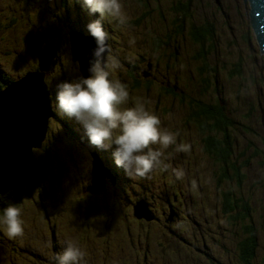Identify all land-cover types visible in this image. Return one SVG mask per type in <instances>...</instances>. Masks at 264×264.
I'll return each instance as SVG.
<instances>
[{
  "label": "rangeland",
  "instance_id": "1",
  "mask_svg": "<svg viewBox=\"0 0 264 264\" xmlns=\"http://www.w3.org/2000/svg\"><path fill=\"white\" fill-rule=\"evenodd\" d=\"M122 3L130 17L127 26L110 18L103 21L110 54L120 62L113 78L128 86L125 107L146 102L162 127L179 133L178 143L191 145L188 154L166 152V162L182 168L185 178L179 181L159 171L151 180L125 177L112 150L93 148L81 125L56 112L45 142L32 149L15 188L0 192L6 207L16 204L22 209L25 221L20 238L10 239L0 229V244L15 253L11 257L1 251L0 264H52L66 239L86 249L87 264H242L238 248L250 221L259 241L254 264H264V53L251 24L250 3L191 0L189 25L214 26L215 35L205 47L188 31H178L175 16L183 15L174 10L176 0ZM98 18L87 16L77 0H0V84L4 85L2 78L11 80L8 86L41 71L55 101L57 84L87 78L73 48L86 49L90 43L96 48L86 25ZM42 53L47 61H56L54 71L42 68ZM206 64L208 73L202 70ZM192 98L221 103L234 121L230 160L238 166L244 163L241 186L237 179L225 181L220 162L205 150L206 133L192 114L198 109ZM92 152L107 167L98 175H105L104 184L93 180ZM4 178L10 180L8 175ZM226 190L245 197L252 220L235 222L225 211ZM142 204L149 207L152 219L139 214L146 212ZM90 226L94 231L86 232Z\"/></svg>",
  "mask_w": 264,
  "mask_h": 264
},
{
  "label": "clouds",
  "instance_id": "2",
  "mask_svg": "<svg viewBox=\"0 0 264 264\" xmlns=\"http://www.w3.org/2000/svg\"><path fill=\"white\" fill-rule=\"evenodd\" d=\"M77 2L87 16L99 15L86 25L87 34L94 38L97 46L89 61L90 76L57 84L55 111L81 125L93 148L112 150L116 165L123 168L131 180H151L159 171L170 172L182 181L185 171L167 163L166 152L174 149L176 153L188 154L191 145L178 143L179 133L162 127L160 117L147 108L146 102L137 100L132 107H125L130 99L128 86L113 78V71L120 68V62L110 54L109 33L104 29L103 21L110 18L122 27L129 24L130 17L122 0ZM195 187L193 181L192 188ZM0 229L10 239L23 237L22 209L16 204L5 207L0 214ZM86 256V249L77 240L66 239L54 264H85Z\"/></svg>",
  "mask_w": 264,
  "mask_h": 264
},
{
  "label": "trees",
  "instance_id": "3",
  "mask_svg": "<svg viewBox=\"0 0 264 264\" xmlns=\"http://www.w3.org/2000/svg\"><path fill=\"white\" fill-rule=\"evenodd\" d=\"M176 2L177 4L174 8L175 12L183 15V18L178 14L175 16V24H178V31H188V34L195 43L205 47L206 43L210 42L215 35L214 26L212 24H203L198 26L194 23L189 25L188 21L192 17L190 9L191 0H176ZM201 57H206L205 53L201 55ZM206 66L207 67L202 68V70L208 73L211 68L207 64ZM10 81L11 80L5 81V79H3L4 85L0 84V88H5V85L10 83ZM169 91L176 94V89L174 88L169 89ZM204 101V98L196 99L195 103L197 104L198 109L197 111L194 110L192 114L197 123H199L198 127L200 131L203 134L206 133V138H204V142L206 144L205 150L209 154L215 155L218 162H220L222 166V178L228 182H234L236 181L235 179H237L239 186H241L244 178L242 174V167L244 166V163L238 166L237 163L230 160L232 157L231 154L234 153L233 144L235 141L232 136L234 121L230 118V116H228L221 103H207ZM230 171H233L232 176L230 175ZM223 194L224 199L222 203L225 205V211L235 219V222L239 221L237 219H242L243 223H246L249 219L252 220L251 206L245 197L239 196L237 193L227 190ZM4 206L6 207V200L5 194L3 193V195H0V214L3 213L2 210L4 209ZM245 228L247 237L239 243V262L242 264H254L259 242L258 235L256 233V227L251 221L249 224H246Z\"/></svg>",
  "mask_w": 264,
  "mask_h": 264
},
{
  "label": "water",
  "instance_id": "4",
  "mask_svg": "<svg viewBox=\"0 0 264 264\" xmlns=\"http://www.w3.org/2000/svg\"><path fill=\"white\" fill-rule=\"evenodd\" d=\"M245 1L247 2V0ZM248 1L251 5L252 26L258 38L261 49H264V0ZM87 43H89V41ZM93 47L91 43L90 45H86V49L88 51L91 50L90 52L95 49ZM81 49L85 48L83 47ZM40 57L43 69H45L46 71L55 70L56 61H47V58L44 56L43 53L40 54ZM32 78L34 81L37 80L35 87L41 92L33 94V97H37L36 103L34 100L30 99L32 100L30 102H32V105L34 106L35 111L37 112L34 114L36 119H39L40 125H37L35 122H32V120L36 119H32L31 112L28 106L25 104V102L29 100L24 99L23 92H26L28 90L22 92L24 86H26V84H28ZM44 78L45 76L43 73L32 72L29 73L28 76L22 78L20 81H16L10 84L8 88L4 91H0V111L2 109L0 119L3 117L0 120V125L3 126L2 121H4V118V122L6 124V127L4 128L0 126V149H5L6 153L4 155V160L0 161V164L1 166L7 165L5 168L11 172L14 178L17 177V175H19L23 171L28 161L31 159V155L33 154L31 149L41 147L46 137L45 133L47 131V126L50 120L49 118L52 115L55 116V113L53 112L52 99L49 88L48 86H44L39 82L41 80L44 81ZM43 97L44 99H42ZM18 114H20L21 116L22 126L20 123L17 122L15 124V122L12 121L13 116L17 117ZM6 118L10 120L11 125H8L6 123ZM26 124H29L31 128H28ZM16 128H20V133L23 137L22 141H17L14 137L11 138L5 132V129L12 131ZM94 157L96 160L94 161L93 180L96 183L101 181L104 184L103 181L105 180V175L103 174V177H98V175L101 169H107L104 167L102 160L97 154H94ZM7 158L9 159L8 162L6 161ZM11 168L13 169L12 171L10 170ZM109 174L110 173H107V176H109ZM144 210L146 211L144 215L147 216L149 219H152V214L150 213L148 208L144 206ZM144 215L141 214L142 217Z\"/></svg>",
  "mask_w": 264,
  "mask_h": 264
},
{
  "label": "bare ground",
  "instance_id": "5",
  "mask_svg": "<svg viewBox=\"0 0 264 264\" xmlns=\"http://www.w3.org/2000/svg\"><path fill=\"white\" fill-rule=\"evenodd\" d=\"M247 2H249L248 0H247ZM250 15H251V12H250ZM251 24H252V20H251ZM253 27V26H252ZM76 46V45H75ZM40 49V48H39ZM38 49V50H39ZM43 49V48H42ZM46 52V51H45ZM73 52H74V55H75V59H79L80 60V63H81V69H82V71L84 72V74H85V76L86 77H88L90 74H88L87 73V69H89V67H90V64H89V61L91 60V58L89 57L90 56V51H88L87 49H77V48H73ZM56 53V52H55ZM53 56V55H52ZM58 63V62H57ZM42 66V65H41ZM38 69V68H37ZM130 71H132V70H130ZM30 73H32V72H30ZM37 73H43L44 74V72H37ZM47 74V73H46ZM45 74V75H46ZM29 75V74H28ZM38 81H39V79H38ZM16 82V81H15ZM40 82V84H42V85H46L45 83V81H39ZM38 82V83H39ZM13 83V82H12ZM36 83H37V80L36 81H34L33 80V78L29 81V83L28 84H26V86H24V88L22 89V92L23 91H25V90H28V91H26V92H23V94H24V99H26V100H29V99H32V100H34L35 101V103H36V101H37V97H33V94H36V93H41L40 92V90H37L36 89V87H35V85H36ZM9 86V85H8ZM8 86L6 85L5 86V88H3L2 89V91H4L5 89H7L8 88ZM0 91H1V89H0ZM29 95V96H28ZM42 99H44V97L42 98ZM192 102H196V98H192V99H190ZM25 104L28 106V108H29V110H30V112H31V115H32V119H36V117H35V114L34 113H37L36 111H35V108H34V106L32 105V102L29 104L28 103V101L27 102H25ZM211 106V105H210ZM53 113V112H52ZM57 115V114H56ZM53 116V115H52ZM229 116V115H228ZM57 117V116H56ZM3 118V117H2ZM1 118V119H2ZM50 119V118H49ZM4 120H5V118H4ZM211 120H213V119H211ZM12 121H14L15 122V124L18 122V123H20L21 124V126H22V123H21V116H20V114H18L17 115V117L16 116H13V119H12ZM32 122H35L37 125H40L39 124V119H36V120H32ZM6 123L8 124V125H11V122H10V120H6ZM3 124V123H2ZM212 124V123H211ZM214 124V123H213ZM32 125H33V123H32ZM2 128H4V127H6V124H3V126L2 125H0ZM26 126L28 127V128H31L30 127V125L29 124H26ZM214 126V125H213ZM180 127V126H179ZM47 128H48V126H47ZM37 130V129H36ZM181 130V129H180ZM219 130V129H218ZM217 131V130H216ZM220 131V130H219ZM5 132H8L9 133V136L12 138V137H14L17 141H22V139H23V137H22V135H21V133H20V128H16L15 130L13 129L12 131H9V130H7V129H5ZM208 132V131H207ZM46 133H47V131H46ZM45 133V134H46ZM212 133V132H211ZM217 133H218V131H217ZM216 137V136H215ZM32 150V149H31ZM6 153H5V149H0V161H2V160H4V155H5ZM32 156V155H31ZM6 161L8 162L9 161V159L7 158L6 159ZM7 165H3V166H1V164H0V192H3V191H5V192H9L10 191V187H11V189H13V188H15V186H16V181H17V177H13L12 176V174H11V172L8 170V169H6L5 167H6ZM11 171L13 170L12 168L10 169ZM121 171L125 174V177H127V175H126V173H125V171H124V169L123 168H121ZM111 172H113V173H116L117 174V172H118V170L116 171V170H112ZM4 175H8L9 176V178H10V180L7 182L6 180H5V178H4ZM18 176V175H17ZM118 182V181H117ZM116 182V183H117ZM131 182V181H130ZM126 184V183H125ZM176 192V191H175ZM178 194V193H177ZM177 194L173 197V199H176L177 200ZM173 194H171V196H172ZM182 195V194H181ZM171 200H172V198H171ZM179 201V200H178ZM145 203V202H144ZM143 203V204H144ZM168 203V202H167ZM141 205V207H140V209H144V205ZM171 204V203H170ZM148 206V205H147ZM149 208V207H148ZM176 209L177 208H175V210L173 211V213L170 215V216H172L173 218H174V216L177 214V212H175L176 211ZM151 213V212H150ZM138 214V213H137ZM139 214L141 215V213H140V210H139ZM152 214V213H151ZM142 215H144V213H142ZM145 216V215H144ZM152 216H153V214H152ZM178 216V215H177ZM176 216V217H177ZM147 217V216H146ZM171 217V218H172ZM172 218V219H173ZM64 233H65V231H64ZM183 240H184V244H185V242H186V239L185 238H183ZM242 241V240H241ZM184 244H181V246L182 245H184ZM61 246V245H60ZM193 246V245H192ZM11 249V248H10ZM14 250V249H13ZM14 253V252H13ZM15 254V253H14ZM52 264H54V262H52ZM85 264H87L86 262H85Z\"/></svg>",
  "mask_w": 264,
  "mask_h": 264
}]
</instances>
